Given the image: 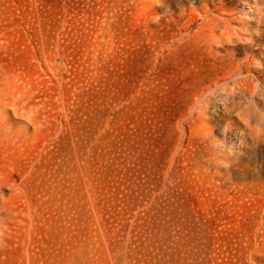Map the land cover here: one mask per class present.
Instances as JSON below:
<instances>
[{"label": "rangeland", "instance_id": "obj_1", "mask_svg": "<svg viewBox=\"0 0 264 264\" xmlns=\"http://www.w3.org/2000/svg\"><path fill=\"white\" fill-rule=\"evenodd\" d=\"M0 264H264V0H0Z\"/></svg>", "mask_w": 264, "mask_h": 264}, {"label": "bare ground", "instance_id": "obj_2", "mask_svg": "<svg viewBox=\"0 0 264 264\" xmlns=\"http://www.w3.org/2000/svg\"><path fill=\"white\" fill-rule=\"evenodd\" d=\"M1 90H2V92L5 93V95H7L9 93H13V91H14V85L10 81L4 80L2 82V85H1ZM2 101L5 103V99H2ZM203 127H205V126H203Z\"/></svg>", "mask_w": 264, "mask_h": 264}]
</instances>
